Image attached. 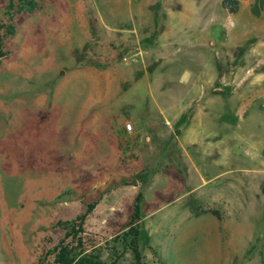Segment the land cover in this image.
Listing matches in <instances>:
<instances>
[{"label":"rangeland","instance_id":"374dc122","mask_svg":"<svg viewBox=\"0 0 264 264\" xmlns=\"http://www.w3.org/2000/svg\"><path fill=\"white\" fill-rule=\"evenodd\" d=\"M28 1L0 0V264H132L136 198L141 264H264V0ZM197 107L238 162L201 187L176 150Z\"/></svg>","mask_w":264,"mask_h":264},{"label":"crops","instance_id":"0c3cea01","mask_svg":"<svg viewBox=\"0 0 264 264\" xmlns=\"http://www.w3.org/2000/svg\"><path fill=\"white\" fill-rule=\"evenodd\" d=\"M93 2H101V3H117L124 2L126 4V9H124V13L121 15L120 13L123 10H116L113 8H109L108 10L96 11L95 17L101 19L102 17H114V16H122L126 18H132L136 16H140L138 10L136 12L130 13L128 10V4L132 0H90ZM145 2L148 5L156 3L158 1H162V17H173L174 12L183 11L179 9L171 8V4L173 2L181 3L185 2V6L189 5V0H133ZM221 1V0H220ZM239 4L243 2L248 3H259L260 0H236ZM188 2V3H187ZM220 3V2H219ZM184 6V7H185ZM167 27H164L163 31L166 30ZM111 31H116V33L121 34H131V36L135 39V44H142L146 40L144 33L139 36L137 35L136 28H132V30L118 29V28H110ZM163 31L157 35V38L154 39V43H158L160 36L163 34ZM146 119H141L144 121ZM176 150L179 155L186 159V170L190 176H192L191 185L197 183L199 187L204 184H208L211 182H215L219 178H223L228 172L230 168H234L236 166L237 159L234 154V143L233 139L230 135L225 132H221L220 130L214 128L212 120L208 117L203 108L197 107L191 114L188 119V122L181 133L180 139L177 143ZM184 169V167L182 168ZM192 174V175H191ZM185 175L184 181L187 182L189 178Z\"/></svg>","mask_w":264,"mask_h":264},{"label":"trees","instance_id":"16d2710c","mask_svg":"<svg viewBox=\"0 0 264 264\" xmlns=\"http://www.w3.org/2000/svg\"><path fill=\"white\" fill-rule=\"evenodd\" d=\"M34 2L32 0L28 1L24 5V9L30 11L34 7ZM220 7L226 10L229 14H235L238 10V2L236 0H221ZM12 27L11 25L7 29V34H11ZM4 36L0 35V57L3 56L4 52L2 51V41ZM138 199H135V204L132 207V213L129 218V222L126 225L127 230L122 234V245H126L127 249L131 253L132 264H141V257L138 250V227H137V218H138ZM85 218V215L82 214L78 217L79 223H82ZM69 252L62 249L59 253V264H73V259L68 257ZM74 264H99L92 263L87 261L86 258H79Z\"/></svg>","mask_w":264,"mask_h":264},{"label":"built area","instance_id":"2783aa9c","mask_svg":"<svg viewBox=\"0 0 264 264\" xmlns=\"http://www.w3.org/2000/svg\"><path fill=\"white\" fill-rule=\"evenodd\" d=\"M122 60L125 61L126 58H123ZM123 129H124L125 132L129 133L131 131V125L127 123V124L124 125Z\"/></svg>","mask_w":264,"mask_h":264},{"label":"water","instance_id":"95a60500","mask_svg":"<svg viewBox=\"0 0 264 264\" xmlns=\"http://www.w3.org/2000/svg\"><path fill=\"white\" fill-rule=\"evenodd\" d=\"M134 184V183H133Z\"/></svg>","mask_w":264,"mask_h":264}]
</instances>
